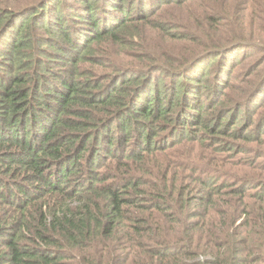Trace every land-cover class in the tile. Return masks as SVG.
<instances>
[{
    "label": "trees",
    "instance_id": "1",
    "mask_svg": "<svg viewBox=\"0 0 264 264\" xmlns=\"http://www.w3.org/2000/svg\"><path fill=\"white\" fill-rule=\"evenodd\" d=\"M0 264H264V0H0Z\"/></svg>",
    "mask_w": 264,
    "mask_h": 264
},
{
    "label": "rangeland",
    "instance_id": "2",
    "mask_svg": "<svg viewBox=\"0 0 264 264\" xmlns=\"http://www.w3.org/2000/svg\"><path fill=\"white\" fill-rule=\"evenodd\" d=\"M241 55H242V51L241 52L239 51L237 55L231 54V55L228 56V58L230 59L231 62L238 63V61L240 59L239 57Z\"/></svg>",
    "mask_w": 264,
    "mask_h": 264
}]
</instances>
